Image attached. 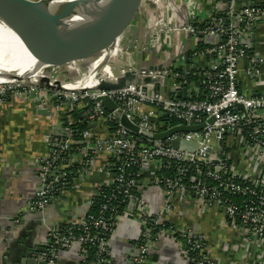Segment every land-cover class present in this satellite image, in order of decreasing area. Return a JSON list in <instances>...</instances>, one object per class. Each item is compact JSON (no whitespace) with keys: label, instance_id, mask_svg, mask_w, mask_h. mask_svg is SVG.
<instances>
[{"label":"built area","instance_id":"2783aa9c","mask_svg":"<svg viewBox=\"0 0 264 264\" xmlns=\"http://www.w3.org/2000/svg\"><path fill=\"white\" fill-rule=\"evenodd\" d=\"M180 1L184 5L174 14L177 20L161 14L156 27L147 31L150 38H139L133 49L127 47L128 34H122L95 75L99 81L114 82L135 72L137 85L65 92L0 84V108H35L48 113L54 125L44 138L45 154L32 161L38 177L33 197L23 214L9 219L7 244L18 239L24 219L40 217L76 182L103 177L83 217L47 229L36 245L43 249L34 254L36 263L64 264L70 259L71 264H153L168 253L181 264H215L204 235L178 228L169 219L176 211V196L195 197L203 208L220 209L225 222L239 226L246 240L264 249V56L250 42L251 28L264 25V5L248 2L236 12L238 0H214L223 10L214 7L202 19L201 13L193 16L187 10L191 0ZM170 35L183 37L173 64L164 59L159 40ZM173 46L169 43L167 49ZM64 69L73 81L89 78L75 65ZM190 76L200 83L202 95L206 93L202 100L193 99L200 90L187 84L194 83L187 80ZM146 80L150 82L143 84ZM184 88L191 92L190 99L176 97ZM103 98L136 126V135L120 126L116 111L105 110L99 102ZM74 111L86 125L77 140L70 139L72 131L60 122L61 115ZM166 118L177 124L167 127L162 122ZM181 126L202 129L176 133L162 142L149 138ZM174 140L181 142L180 148L172 146ZM164 170H172V178L158 177ZM148 186L161 196L159 204L144 196ZM118 245L125 250L115 251Z\"/></svg>","mask_w":264,"mask_h":264},{"label":"crops","instance_id":"0c3cea01","mask_svg":"<svg viewBox=\"0 0 264 264\" xmlns=\"http://www.w3.org/2000/svg\"><path fill=\"white\" fill-rule=\"evenodd\" d=\"M248 2L264 4V0H246V3ZM187 4V10L192 12L193 16L201 13L202 19L213 9L222 11L224 8L219 5L218 8L215 7L214 0H191V5L196 8L190 5V1ZM183 5L180 0H158L157 4L153 3V0H142L135 21L137 38H150L151 33L147 31L156 27L161 14V17L174 18L176 21L174 14L183 11ZM171 36L159 38L163 57L167 61L174 58L183 42V37L179 39ZM128 37L130 38V35ZM172 42L174 46L167 49L168 44ZM254 44V51L264 56V25L258 27ZM241 83L248 82L242 79ZM41 112L35 108L23 109L20 104L0 108V264H5L6 260L5 233L9 232V219L15 214H23L26 202L33 197L34 189L38 185L32 161L45 154V135L53 132L51 117ZM143 173L147 178L149 174L146 170H143ZM102 179L103 177L96 175L88 180L76 182L73 188L54 200L40 217L24 219L18 229V238L29 239L37 245L45 237L48 228L83 217L96 184ZM144 196L156 204L160 203L161 196L151 186L145 188ZM172 200L176 211L169 216L171 222L178 228L189 227L192 231L204 235L209 256L215 264H264V249L259 247L257 242L246 240L244 231L239 226L225 222L220 209L210 205L203 208L195 197L180 199L176 196ZM12 235L16 237V233ZM114 250L123 252L125 248L118 245ZM70 262V259L63 261L64 264H71ZM153 264L181 263L174 254L164 253Z\"/></svg>","mask_w":264,"mask_h":264},{"label":"water","instance_id":"95a60500","mask_svg":"<svg viewBox=\"0 0 264 264\" xmlns=\"http://www.w3.org/2000/svg\"><path fill=\"white\" fill-rule=\"evenodd\" d=\"M142 0H92V8L86 20L78 28L63 24L60 20L75 16L74 9L60 11L52 0H5L0 3V26L10 23L24 22L27 25L34 44L46 54L42 67L47 64L52 67H69L76 60L82 61L93 56L98 51L107 50L106 58L101 66L94 69H82L88 73V77L80 82L73 81L68 76L56 80L51 76L40 74L35 82L25 84L38 88H46L58 91H118L128 85H137L139 77L135 72H126L114 82L99 81L95 75L109 60L113 44L122 35H130L127 43L129 49H133L137 38L136 14ZM253 3H249L251 6ZM255 4V3H254ZM264 5V4H263ZM264 23V19L262 21ZM259 27V26H258ZM258 27L251 28L250 42L255 48V35ZM143 59V55L141 56ZM175 59L168 61L173 64ZM189 63V60L186 61ZM138 72L139 64L136 66ZM139 74V73H138ZM149 80L143 84L149 83ZM80 83V84H77ZM4 84V83H0ZM167 83H164L163 92H166ZM176 97L191 98V92L186 88L177 93ZM99 102L108 112H115L116 106L109 99L103 98ZM240 107V106H239ZM241 109V107H240ZM42 114H48L41 112ZM115 118L122 128L136 135L138 129L129 119L119 111L115 112ZM91 127V126H90ZM89 127V128H90ZM202 126L175 127L164 133L152 135L149 138L155 142H162L173 134L182 132H194L201 130ZM181 142L174 140L172 146L180 148ZM5 247V264H42L36 263L33 256L43 252L42 248H36L31 240L22 238L11 240Z\"/></svg>","mask_w":264,"mask_h":264},{"label":"bare ground","instance_id":"6f19581e","mask_svg":"<svg viewBox=\"0 0 264 264\" xmlns=\"http://www.w3.org/2000/svg\"><path fill=\"white\" fill-rule=\"evenodd\" d=\"M52 1L60 11L74 9L75 16L60 20L74 28L82 25L92 8V0ZM15 24L0 36V83L35 82L46 54L34 44L24 22ZM69 68L72 69V65Z\"/></svg>","mask_w":264,"mask_h":264},{"label":"trees","instance_id":"16d2710c","mask_svg":"<svg viewBox=\"0 0 264 264\" xmlns=\"http://www.w3.org/2000/svg\"><path fill=\"white\" fill-rule=\"evenodd\" d=\"M246 3V0H238V4H237V7H236V12L240 11L242 9V6H245L247 5L248 3ZM202 48V50L206 49V46L202 44V46L200 47ZM189 82H194V83H187V84H195L196 87L199 88L200 90V93L198 95V97H194L193 96V99H200L202 100V98H205L206 97V93L202 95V87L200 85V83H196V79H194L192 76L188 77L187 79ZM60 122L64 125V126H67L69 127V129L72 131V133L70 134V139H73V140H77V139H80V134L81 132H83L84 130H86V125L79 119V117L77 116V112L74 111V112H71V113H65L63 115L60 116ZM163 123H166L167 124V127H172L174 125L177 124V122L175 120H172V119H164L162 121ZM111 128H116L115 125L111 124L110 125ZM164 128L160 129L159 131H163ZM172 170H164V172H160L158 173V177H164V176H167L169 178H172ZM97 206L95 205V208L93 207L92 210H93V213H96L97 212Z\"/></svg>","mask_w":264,"mask_h":264},{"label":"rangeland","instance_id":"374dc122","mask_svg":"<svg viewBox=\"0 0 264 264\" xmlns=\"http://www.w3.org/2000/svg\"><path fill=\"white\" fill-rule=\"evenodd\" d=\"M2 1H5V0H0V3ZM31 1L38 2L40 0H31ZM14 25H16V24L15 23H10V24H5V25L0 26V36L5 34V33H7V31L10 30ZM106 51L107 50L98 51L93 56H89V58H87L86 60H82V61L76 60L74 65L78 69L81 68V69H89V70H91V69H94V68H98V67L101 66V63L106 58ZM64 68H65L64 66L52 67V66H49V65L45 64L42 67V72L41 73L44 74V75L51 76L53 79L60 80V79L63 78V76L67 77V73L65 72ZM14 84L19 85V83H14ZM24 85H28V84H24ZM28 86H31V85H28Z\"/></svg>","mask_w":264,"mask_h":264}]
</instances>
